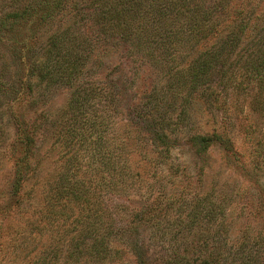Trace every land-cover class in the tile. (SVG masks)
Returning <instances> with one entry per match:
<instances>
[{
    "label": "trees",
    "instance_id": "obj_1",
    "mask_svg": "<svg viewBox=\"0 0 264 264\" xmlns=\"http://www.w3.org/2000/svg\"><path fill=\"white\" fill-rule=\"evenodd\" d=\"M263 26L260 0L0 4V124L5 117L14 130L13 180L0 189V256L10 250L28 264H111L129 251L135 264H156L157 250L159 264H221L219 254L229 252H222L226 205L200 195L196 184L216 148L227 166L250 176L260 216L264 132L252 114L264 112ZM117 52L136 66L134 77L105 64ZM146 66L156 82L135 98L128 92ZM58 86L69 89V101L50 121L43 106ZM239 107L250 159L229 136ZM43 132L56 156L51 172L47 156L36 154ZM173 148L189 150L199 166L181 188L167 167ZM123 197L137 205L119 218L107 201ZM258 246L260 231L245 234L231 264H259Z\"/></svg>",
    "mask_w": 264,
    "mask_h": 264
},
{
    "label": "rangeland",
    "instance_id": "obj_2",
    "mask_svg": "<svg viewBox=\"0 0 264 264\" xmlns=\"http://www.w3.org/2000/svg\"><path fill=\"white\" fill-rule=\"evenodd\" d=\"M7 0H3L0 4H5ZM264 8V0H260V9ZM6 9V8H4ZM66 23V22H65ZM264 27V26H263ZM264 30V29H263ZM261 33H264L262 31ZM118 53V52H117ZM112 53L111 56L105 58V64L109 65V67H113L115 64H121L123 70L126 72V76L130 78L134 77L136 68L132 63L125 62L124 58H119V53ZM97 62L99 60V54L94 58ZM136 67V66H135ZM102 68H97L96 74L102 75L105 70ZM131 68V69H130ZM91 72V71H90ZM155 71L149 70L147 66L145 69L137 70L136 84L132 87L130 95H133L135 98L141 97L143 94L149 91V88L153 83H155ZM97 77V76H96ZM70 92L69 89L63 86L54 87L50 91V96L47 104L43 106L44 113H46L49 117L50 121H55L59 114L65 109L68 101H69ZM137 100V99H136ZM196 110V109H195ZM202 107L197 109L196 121L199 120L198 114H201ZM241 107L234 109L232 111L231 124L229 136L234 144L236 150L241 153L242 159H250L251 154V145L245 138L242 132L241 124L243 120L240 118ZM258 114L253 113L252 118L256 120L258 126L260 125V134L264 132V112L260 116L257 117ZM6 118L4 117L3 122L0 124V189H3V192H6L9 189V184L13 180L14 168L13 161L8 152V144L13 139V128L5 122ZM187 135L186 131H182L179 134L180 138H184ZM37 156H47L44 159L45 167L47 171H52L53 164L52 160L56 158L55 155H48L47 151V138L44 135L40 136L38 140V151ZM53 154V153H52ZM210 159L208 162L209 167L203 171V174L200 175V183L197 182V189L200 195L205 193H213V199L217 202L224 203L226 205V222H227V231H228V239L224 243V248H222V252H226L229 248V252L227 254L222 253L220 257L221 264H231L232 261V251L233 246H237L238 243L242 241V237L247 234L253 236L257 231H260V246L253 248L256 250L254 253L256 257H258V263L264 264V215L262 210V202L264 201V194L262 192L264 188V177H260V216L257 213L256 204V193L254 183L250 179V176L243 173L240 169H237L233 165H226L223 161L220 152L213 148L209 151ZM136 162H138V158H136ZM167 167L171 168L173 171L175 170V174H177L175 183L181 188L186 183L193 182L196 180L198 175V165L196 164V160L194 159L192 153L185 148H173L171 150L170 158L168 159ZM235 168V169H234ZM171 172V171H170ZM253 179V178H252ZM212 196V194H210ZM131 197H123V198H110L107 203L112 209L113 213H116L119 218H124L123 208L125 206H133L137 205V201L133 200ZM3 209H0V227H2V223L5 219ZM17 223V222H15ZM200 233V232H199ZM6 238V237H5ZM1 239H4L2 237ZM46 241V235L43 237ZM6 242L10 241V238ZM39 243V242H38ZM46 243L44 241L41 242V245ZM196 244V243H195ZM31 249L35 251V253L39 254V251H42V247L40 245H32ZM156 251V264L160 263V255L159 252ZM199 257L200 259H204L207 257V252L203 247H199ZM208 251L211 253L214 252L212 247H208ZM123 254V258L121 262L116 263L112 262L111 264H135L133 256L131 252L125 251ZM215 254V252L213 253ZM222 255H226L227 259L224 260ZM22 253L18 259H13L11 251H7L6 253H2L0 256V264H28V259H20ZM197 254L195 255V257ZM218 256V255H217ZM61 264V261L59 262Z\"/></svg>",
    "mask_w": 264,
    "mask_h": 264
}]
</instances>
